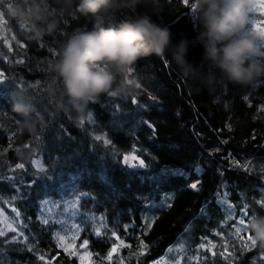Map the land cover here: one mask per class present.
<instances>
[{"label":"trees","instance_id":"16d2710c","mask_svg":"<svg viewBox=\"0 0 264 264\" xmlns=\"http://www.w3.org/2000/svg\"><path fill=\"white\" fill-rule=\"evenodd\" d=\"M78 2L62 25L66 32L119 26L128 15L109 9L84 16L75 11ZM191 2L166 0L162 13H150L170 28L174 43L197 35ZM62 39L33 41L23 26L0 15V264H80L58 247L53 227L38 213L44 199L81 193L83 208L107 222L106 234L97 237L87 227L80 239L100 263L157 264L174 259L179 247L182 264H264V248L245 247L251 234H237L238 220H227L219 202L227 197L245 222L264 215L255 203L264 199V81L227 88L213 100L200 77L190 81L197 93L180 77L170 54L153 56L136 68L145 78L137 95L101 97L77 123L48 100L47 90L60 84L45 71L46 62ZM203 53L190 46L188 60L197 69L203 65L206 75ZM20 88L35 99V133L22 129L24 118L13 109ZM130 155L144 166L127 164ZM165 195L171 205L154 210L159 215L145 233L142 212Z\"/></svg>","mask_w":264,"mask_h":264},{"label":"clouds","instance_id":"9594fccd","mask_svg":"<svg viewBox=\"0 0 264 264\" xmlns=\"http://www.w3.org/2000/svg\"><path fill=\"white\" fill-rule=\"evenodd\" d=\"M0 0V15L15 20L31 40L63 35L45 71L59 81L60 88L48 89V100L57 113L82 123L89 106L101 97L128 98L139 93L145 78L136 71L141 60L169 54L185 81L201 78L213 100L227 88L245 90L264 81V31L256 26L257 0H192L194 40L182 36L174 43L170 28L152 19L164 11L166 0H79L76 12L100 17L109 9L127 13L119 26L97 23L92 30L78 27L66 32L65 23L73 0ZM148 11L138 13V8ZM190 46L204 50L207 74L188 60ZM190 86L192 87L191 83ZM192 89L197 93L199 90ZM13 109L24 118L22 129L35 133L32 120L37 111L34 97L25 88L13 94ZM255 203L264 208V199ZM246 228L264 248V215H250Z\"/></svg>","mask_w":264,"mask_h":264},{"label":"rangeland","instance_id":"374dc122","mask_svg":"<svg viewBox=\"0 0 264 264\" xmlns=\"http://www.w3.org/2000/svg\"><path fill=\"white\" fill-rule=\"evenodd\" d=\"M264 3V0H257L258 6ZM259 7H257L258 9ZM255 14L256 26L264 27V9L259 8ZM135 155H130L126 159V163L131 166H138L135 163L138 158L132 159ZM140 166V165H139ZM83 193L70 198L60 199H44L40 202L39 219L44 224L53 227V236L58 247L64 252L78 259L80 264H103L95 258V254L85 243L80 244L81 235L87 227H90L97 237L106 234L108 227L103 214L95 212L92 208L84 209L82 205ZM172 197L165 195L160 201H153L146 205L145 210L142 212L143 230L148 233L158 217L154 210L156 208L167 209L171 205ZM219 202L223 206L227 220L231 221L237 219L241 233L248 234L246 222L242 217L236 218V210L229 202L227 197L220 196ZM243 220L245 223L241 224ZM63 239L64 243L60 240ZM117 252V249L114 253ZM184 249L177 248V253L174 259L170 258L165 262L166 258L157 264H182ZM174 255V254H173ZM105 260V259H103Z\"/></svg>","mask_w":264,"mask_h":264},{"label":"snow or ice","instance_id":"6c2138e0","mask_svg":"<svg viewBox=\"0 0 264 264\" xmlns=\"http://www.w3.org/2000/svg\"><path fill=\"white\" fill-rule=\"evenodd\" d=\"M257 7L261 8V9H264V3L260 4V5L257 6ZM259 30L264 31V27H259ZM0 75H2V74H0ZM262 110H264V109H262ZM150 127H151V125H150ZM97 139H99V137H97ZM125 159H127V157H126ZM132 159H136V157L133 156ZM139 165H140L141 167H143V166H144V161H143V160H140V161H139ZM17 167H19V168H23V164H20V165H18ZM191 187H192L193 189H197V184H196V183H193V184L191 185ZM14 211H15V209H14ZM240 223H241V224H244L245 222H244L243 220H241ZM245 226H246V225H245ZM239 232H240V229H237V234H239ZM3 235H4V233H3V232H0V236H3ZM60 242H61V243H64V241H63L62 238H61ZM255 245H256V241L252 238V236H251V235L247 236V238H246V243H245V247H250V246H255ZM84 246L86 247V242H85V245H84ZM112 251L115 252L116 249L114 248V249H112ZM110 257H111V253L109 254V258H110ZM41 259H43V257H41Z\"/></svg>","mask_w":264,"mask_h":264},{"label":"water","instance_id":"95a60500","mask_svg":"<svg viewBox=\"0 0 264 264\" xmlns=\"http://www.w3.org/2000/svg\"><path fill=\"white\" fill-rule=\"evenodd\" d=\"M257 10H258V9H257ZM257 10H256V11H257Z\"/></svg>","mask_w":264,"mask_h":264},{"label":"flooded vegetation","instance_id":"af4514ba","mask_svg":"<svg viewBox=\"0 0 264 264\" xmlns=\"http://www.w3.org/2000/svg\"><path fill=\"white\" fill-rule=\"evenodd\" d=\"M259 9V8H258Z\"/></svg>","mask_w":264,"mask_h":264}]
</instances>
